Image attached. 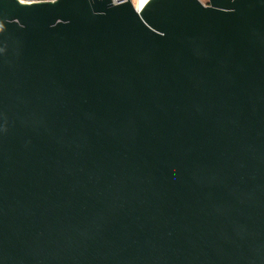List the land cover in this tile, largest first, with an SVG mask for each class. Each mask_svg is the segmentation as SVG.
Returning <instances> with one entry per match:
<instances>
[{"label": "water", "instance_id": "water-1", "mask_svg": "<svg viewBox=\"0 0 264 264\" xmlns=\"http://www.w3.org/2000/svg\"><path fill=\"white\" fill-rule=\"evenodd\" d=\"M0 0V264H264V0Z\"/></svg>", "mask_w": 264, "mask_h": 264}, {"label": "built area", "instance_id": "built-area-1", "mask_svg": "<svg viewBox=\"0 0 264 264\" xmlns=\"http://www.w3.org/2000/svg\"><path fill=\"white\" fill-rule=\"evenodd\" d=\"M21 1L22 2H25V3H35V2H48V1H54V0H21ZM126 1L127 0H112V3L113 4H120V3H124ZM131 1L133 2L134 6L137 8V1L138 0H131ZM204 3L208 4V1L207 2H204Z\"/></svg>", "mask_w": 264, "mask_h": 264}, {"label": "bare ground", "instance_id": "bare-ground-1", "mask_svg": "<svg viewBox=\"0 0 264 264\" xmlns=\"http://www.w3.org/2000/svg\"><path fill=\"white\" fill-rule=\"evenodd\" d=\"M146 2H148V0H138L137 8L140 10L146 4Z\"/></svg>", "mask_w": 264, "mask_h": 264}, {"label": "rangeland", "instance_id": "rangeland-1", "mask_svg": "<svg viewBox=\"0 0 264 264\" xmlns=\"http://www.w3.org/2000/svg\"><path fill=\"white\" fill-rule=\"evenodd\" d=\"M204 2H207L206 0Z\"/></svg>", "mask_w": 264, "mask_h": 264}]
</instances>
